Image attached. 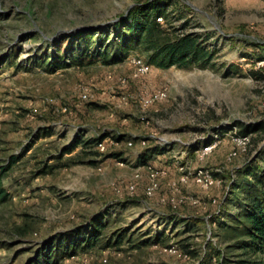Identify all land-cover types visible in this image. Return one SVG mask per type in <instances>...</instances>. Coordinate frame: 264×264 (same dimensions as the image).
Wrapping results in <instances>:
<instances>
[{"label":"rangeland","instance_id":"1","mask_svg":"<svg viewBox=\"0 0 264 264\" xmlns=\"http://www.w3.org/2000/svg\"><path fill=\"white\" fill-rule=\"evenodd\" d=\"M153 1L166 33L202 40L205 67L133 75L149 53L118 50L117 25ZM258 123L246 146L227 134ZM148 166L164 171L150 196ZM250 167L264 172V0H0V264L101 220L96 246L58 264H257L220 224Z\"/></svg>","mask_w":264,"mask_h":264},{"label":"trees","instance_id":"2","mask_svg":"<svg viewBox=\"0 0 264 264\" xmlns=\"http://www.w3.org/2000/svg\"><path fill=\"white\" fill-rule=\"evenodd\" d=\"M160 8L161 5L157 2H144L120 19L117 26L124 31L115 35L114 42L118 50L127 52L130 48L141 47L149 53L147 62L162 69L169 66L205 67L212 54L203 46L202 40L191 33L179 36L166 33L155 20L162 16ZM128 19L132 20L131 23ZM59 40L58 38L56 42L59 43ZM261 126L262 123L248 127L244 125L237 134L247 136ZM100 140L101 137L97 143ZM91 142L85 141L84 144ZM78 143L80 142L75 140L65 150L71 151ZM111 155L115 157L116 154ZM249 174L251 177L242 185L243 201L237 203V211L226 214V219L220 224L234 234L233 248L242 249L245 253H259L257 264H264V172L261 174L257 167H250L245 175ZM0 196H3L2 190ZM103 226L102 220L95 221L88 226L80 225L68 232L49 237L37 247L27 264H58L80 250L93 248L100 239ZM119 238L118 236L117 243L121 240ZM186 252L190 253V250ZM211 258L212 255L203 258L200 264H212Z\"/></svg>","mask_w":264,"mask_h":264},{"label":"built area","instance_id":"3","mask_svg":"<svg viewBox=\"0 0 264 264\" xmlns=\"http://www.w3.org/2000/svg\"><path fill=\"white\" fill-rule=\"evenodd\" d=\"M155 20H157L158 23L162 24L164 22V19L162 16L157 17ZM132 63L134 65V76L135 77H140L143 75H146V73H148L150 70V64L146 61L144 62L142 59L140 58H133L132 59ZM166 95V92L164 91H157L156 93L152 94L151 97H148L147 99L142 100L143 105L147 106V104H149L150 102H152L153 100H160L162 98H164V96ZM88 93L84 92L82 94V98L84 100H87ZM123 100H125V97H122ZM231 131H228V136H230V138H232V140L234 141V143L237 145V147H243L246 146L247 143L249 142L250 136L249 134L247 136L244 135H240L237 134L236 132H233V134L230 133ZM144 143V142H143ZM128 145H132L131 142H128ZM105 144H104V140H100L98 141L97 145H96V149L97 150H104L105 149ZM214 147V144H206L204 145L200 151L202 153V155L207 154L208 152H210V150ZM236 153V152H235ZM234 153V154H235ZM149 168V179H150V184L149 187L146 190V194L148 196H150L154 190L157 188V180L159 177H162L164 175V171H160L158 169H154L151 166H148ZM186 180V176L183 175L182 177H180L179 181L183 182ZM202 180H204V185L207 187H212L215 184H213V180L212 177L208 174H204V170L200 169L198 172V176L195 178V181L197 183L201 182ZM173 184V183H172ZM104 260H106V258H104Z\"/></svg>","mask_w":264,"mask_h":264}]
</instances>
